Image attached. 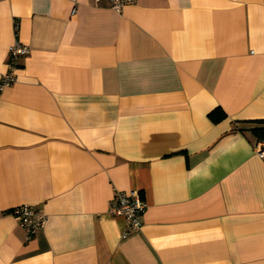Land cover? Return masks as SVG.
<instances>
[{
	"label": "crops",
	"instance_id": "obj_1",
	"mask_svg": "<svg viewBox=\"0 0 264 264\" xmlns=\"http://www.w3.org/2000/svg\"><path fill=\"white\" fill-rule=\"evenodd\" d=\"M15 40L0 209L46 222L0 213V264H264V0H0V78Z\"/></svg>",
	"mask_w": 264,
	"mask_h": 264
},
{
	"label": "built area",
	"instance_id": "obj_2",
	"mask_svg": "<svg viewBox=\"0 0 264 264\" xmlns=\"http://www.w3.org/2000/svg\"><path fill=\"white\" fill-rule=\"evenodd\" d=\"M101 1V0H96ZM110 7L117 13L133 3L136 0H106ZM15 35H17V25L14 27ZM29 52L26 45L21 44L15 40L8 49L7 71L0 78V94L8 88L14 81V71L18 65L20 58L25 57ZM255 152L259 156L264 157V142L259 141L255 147ZM115 203L109 208L108 213L113 216H121L124 218L126 225L132 229H139L141 225V216L144 213L147 205L142 199L139 192H114ZM1 214L11 215L16 222L22 227L27 235L33 234L35 231L42 229L46 222L45 213L31 205H19L10 209L9 211H2Z\"/></svg>",
	"mask_w": 264,
	"mask_h": 264
},
{
	"label": "trees",
	"instance_id": "obj_3",
	"mask_svg": "<svg viewBox=\"0 0 264 264\" xmlns=\"http://www.w3.org/2000/svg\"><path fill=\"white\" fill-rule=\"evenodd\" d=\"M209 116L214 120L217 121L218 119L224 116V113L219 109L213 110ZM256 126L252 127L251 131L255 135L258 141L264 142V120L255 121Z\"/></svg>",
	"mask_w": 264,
	"mask_h": 264
}]
</instances>
